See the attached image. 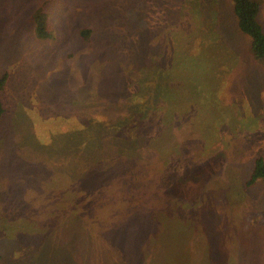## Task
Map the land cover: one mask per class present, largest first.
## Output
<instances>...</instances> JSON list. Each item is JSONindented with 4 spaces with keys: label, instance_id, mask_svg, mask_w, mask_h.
Segmentation results:
<instances>
[{
    "label": "rangeland",
    "instance_id": "1",
    "mask_svg": "<svg viewBox=\"0 0 264 264\" xmlns=\"http://www.w3.org/2000/svg\"><path fill=\"white\" fill-rule=\"evenodd\" d=\"M190 1L0 0V264H264V183L243 187L264 158V67L229 0ZM188 55L208 60L179 80ZM80 138L107 180L85 181ZM116 186L137 199L112 204Z\"/></svg>",
    "mask_w": 264,
    "mask_h": 264
},
{
    "label": "trees",
    "instance_id": "2",
    "mask_svg": "<svg viewBox=\"0 0 264 264\" xmlns=\"http://www.w3.org/2000/svg\"><path fill=\"white\" fill-rule=\"evenodd\" d=\"M176 3H178L181 7L186 6V4H188V1L190 0H174ZM190 4L193 5V3L190 1ZM188 6H191V5ZM262 4V0H229L228 5V11L231 14L232 20H233V28L234 30H237V32L240 34V36L244 39H246V42L248 43V52L249 55L251 56V58L258 63L259 65L264 67V29L262 24L259 21V14H260V7ZM31 21L33 23V28H34V34L35 37L37 39L40 40H45L51 37V29H50V24L48 23V14L46 11V8L43 5H40L37 9H35V11L32 13L31 15ZM89 31L88 30H82L80 32V35L82 37H84L85 39L89 36ZM206 37V35H205ZM203 37V38H205ZM179 49V48H177ZM171 55L169 54L168 56L165 55V57L171 56L172 59L174 57H179V55H181V53H178V51H173L171 50ZM198 55V54H197ZM164 54H162L161 58L158 59L159 61L161 59H163ZM182 57V55H181ZM170 59V58H169ZM182 59V58H181ZM208 60V58L202 59V58H198L196 55L194 56H187L185 58L184 61L179 63V66H183V68L178 69V78L180 79H185L187 78L189 75L192 78V75L190 74L192 71H195L196 69H198L201 65L205 66L204 61L206 62ZM163 61V60H161ZM177 61V58L175 60V62ZM230 61L227 58L226 62H222L220 64H218V68H217V74L218 75H224V73L226 74L229 70L230 67ZM161 71L159 73L164 72V74H168V67H169V62L167 63H161ZM207 66V65H206ZM153 72V71H152ZM5 79L6 76L2 75V77L0 78V92L3 90V86L5 83ZM147 84V82H146ZM153 88H151V90H147L146 88H139L141 91V93L143 94H148V97L151 99L158 97L160 98V96L157 94L158 91L161 90V86L159 85V81L154 83L153 85H151ZM195 88V87H194ZM147 90V91H146ZM138 91H135L134 95H137ZM161 93V92H160ZM195 96H199V92L197 91V89L195 88ZM164 102V101H163ZM131 109V110H130ZM128 110H130L129 115H131L132 117L134 116H138L139 120H145L148 118L149 113L144 111V112H139L137 110H135V108L133 107V105L128 108ZM3 113V106L0 100V117ZM123 122H120V124ZM109 125V123H107ZM107 124H102V126L100 127L99 131L101 135L102 133L105 132V130L107 129ZM97 125V124H96ZM98 125H101V123H99ZM119 126V124H118ZM117 126V127H118ZM92 125H89L84 127V129H82L84 132L83 134V139H85L87 137V135H89L90 133H87L90 129H91ZM96 126H94L92 129L95 131L93 138H97V131L95 130ZM81 130V131H82ZM137 139L140 141V144L145 142L146 139H144L142 136L138 135ZM81 140V138H80ZM77 140V143L82 144V148H80L79 150L82 151L83 153V157H79L78 162L83 163V164H87V165H92L87 169V174L85 175L86 171L84 170V178L86 179L85 181L88 180H92L94 178V176H98L100 178V180H107L106 177H103L102 174L104 173L103 171H96V166H94L96 163H98V156L96 155V153H94L91 144V142H86L85 140ZM101 140V139H100ZM85 141V142H84ZM96 141V140H95ZM101 142V141H100ZM93 151V152H92ZM125 161V160H124ZM128 161V160H126ZM98 167V166H97ZM90 174V178L88 179V176ZM119 175V173H117ZM143 176V174L141 173V177ZM115 179V178H114ZM111 182L108 184H105L103 186H113V184H117V183H121L122 182H117V180H113V178L109 179ZM127 181L128 184H131L132 186L139 188L140 187V183H139V174H137L134 178L132 179H128V176H125L123 182ZM81 182H83L82 184H80V192L83 193V191H87L89 190L88 187V183L84 182V180H81ZM258 183H264V158L263 157H257L254 159L253 161V165H252V170L250 172L249 177L247 178L246 182H244L243 187L245 189L250 188ZM119 185V184H117ZM124 183L122 184V188H123ZM92 190H95V185L91 186ZM119 188V186H116V188ZM117 188V194L113 192V196H110V201H114L112 202V204L120 202L122 203L123 200H126V197L128 199V201H126V203H128L132 198H136V193H131L133 192L132 188L128 187L125 188V190H118ZM74 196V195H73ZM75 197V196H74ZM117 198V199H116ZM116 199V202H115ZM121 199V200H119ZM109 201V202H110ZM108 201H105V203ZM99 204L101 203V201L98 202ZM97 202L94 203V208H97L98 205ZM103 203V204H105ZM110 205V204H109ZM102 206V205H100ZM112 206V205H110ZM115 217L117 218H122L123 215H116ZM253 226V227H252ZM249 225L250 229H255L257 227V224L255 225ZM255 227V228H254ZM250 229L248 232H246V236H248V234L250 235ZM0 260H1V256H0Z\"/></svg>",
    "mask_w": 264,
    "mask_h": 264
}]
</instances>
